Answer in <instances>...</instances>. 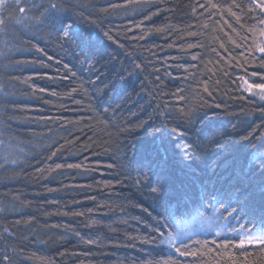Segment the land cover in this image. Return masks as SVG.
Wrapping results in <instances>:
<instances>
[{"label":"trees","instance_id":"trees-1","mask_svg":"<svg viewBox=\"0 0 264 264\" xmlns=\"http://www.w3.org/2000/svg\"><path fill=\"white\" fill-rule=\"evenodd\" d=\"M10 2L0 264H264V247L229 239L199 236L182 257L162 244L214 203L264 231V170L250 162L264 101L240 86L264 85L255 2Z\"/></svg>","mask_w":264,"mask_h":264},{"label":"rangeland","instance_id":"rangeland-1","mask_svg":"<svg viewBox=\"0 0 264 264\" xmlns=\"http://www.w3.org/2000/svg\"><path fill=\"white\" fill-rule=\"evenodd\" d=\"M255 4L259 0H253ZM259 13L264 17L258 7H256ZM264 47V37L261 38V48ZM240 86L242 91L250 97L257 98L264 101L261 97H264V85H256L246 79H240ZM264 137V136H263ZM264 144V140H260L257 148ZM256 148V150H257ZM249 235V229L239 225L230 215L224 212L217 203H214L210 210L190 215L183 220L177 222L172 234L163 239V246L172 254L182 257L180 253L185 249H188L195 242V239L199 236H208L216 239H229L237 243L239 248L247 247H264V244H259L256 240H253V236L264 235V231L260 229L251 230ZM171 236L174 242H170L167 238ZM251 241V242H250ZM243 244V247L239 245ZM177 249L179 251H177Z\"/></svg>","mask_w":264,"mask_h":264},{"label":"snow or ice","instance_id":"snow-or-ice-1","mask_svg":"<svg viewBox=\"0 0 264 264\" xmlns=\"http://www.w3.org/2000/svg\"><path fill=\"white\" fill-rule=\"evenodd\" d=\"M15 2V6L18 8L19 12L24 13L25 12V8L20 6L21 5V0H14ZM12 4L10 2V0H0V8H6V7H11ZM256 7H258L262 12H264V0H259V2L256 4ZM50 9L52 10V14L61 11L58 7L57 4L52 3L50 5ZM46 13L49 12V9H45L44 10ZM44 13H42L43 15ZM57 20L59 21V17H57ZM0 23H2V21H0ZM261 23H264V20H261ZM67 29H72L73 25L72 24H67L66 25ZM70 36V32H66L65 33V39H68ZM261 36L264 37V32H261ZM260 52L264 53V47L259 48L258 49ZM261 91H264V88L261 89ZM262 99H264V97H261ZM262 140H264V137H262ZM256 146H254L255 148ZM252 155V160L250 161L251 163H259L261 166V169L264 170V144H261L257 150L251 154ZM261 183L264 184V177H262ZM153 192H158L159 188L158 187H153L152 188ZM222 203V201H221ZM232 211H237V209H232ZM249 235H251V231L249 230ZM170 242H174L173 238L171 236H169L167 238ZM253 240H256L259 244H264V235H259V236H253L252 237ZM251 242V241H250ZM240 247H243V244L239 245ZM177 251H179L177 249ZM181 255H183V253H180Z\"/></svg>","mask_w":264,"mask_h":264}]
</instances>
